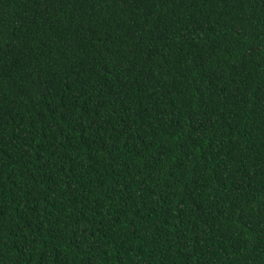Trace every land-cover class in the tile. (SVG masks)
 <instances>
[{
  "label": "trees",
  "instance_id": "obj_1",
  "mask_svg": "<svg viewBox=\"0 0 264 264\" xmlns=\"http://www.w3.org/2000/svg\"><path fill=\"white\" fill-rule=\"evenodd\" d=\"M0 264H264V0H0Z\"/></svg>",
  "mask_w": 264,
  "mask_h": 264
}]
</instances>
